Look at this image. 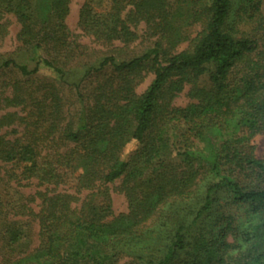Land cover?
<instances>
[{"label":"trees","instance_id":"obj_1","mask_svg":"<svg viewBox=\"0 0 264 264\" xmlns=\"http://www.w3.org/2000/svg\"><path fill=\"white\" fill-rule=\"evenodd\" d=\"M95 1L80 8L83 34L128 44L137 37L130 18L159 39L141 56L75 68L67 66L78 47L65 24L69 0H0V21L13 14L20 22L18 40L33 51L35 68L11 60L0 67L30 76L43 64L80 108L76 124L62 126L55 87L29 79L5 98L28 109L0 119V126L16 120L25 129L15 140L0 137V161L20 171L10 170L7 181L34 180L40 189L27 202L0 201V216L15 219L3 225L0 264H264V160L249 146L264 132V0H190L202 29L179 52L169 45L168 0H107L102 11ZM246 22L258 24L259 38L233 27ZM4 29L0 22V36ZM147 72L153 80L138 95ZM206 73L211 86L200 88ZM185 85L197 103L172 106ZM131 141L137 146L124 157ZM116 181L126 213L108 219L109 205H78L84 192ZM23 218L36 222L37 246L15 252L26 236L17 227Z\"/></svg>","mask_w":264,"mask_h":264},{"label":"rangeland","instance_id":"obj_2","mask_svg":"<svg viewBox=\"0 0 264 264\" xmlns=\"http://www.w3.org/2000/svg\"><path fill=\"white\" fill-rule=\"evenodd\" d=\"M85 0H69V13L66 17V27L69 32L70 40L77 41V49L75 56L69 62L71 67L78 68L81 65L91 64L99 61V59L106 56H114L118 61L129 60L134 57L141 56L148 49L152 48L154 43L159 39L158 31H153L147 28L145 22L140 21L137 24H132L130 18L131 6L126 4L124 11L122 12V18L130 26V29L137 35L136 39L128 44L121 42H102L94 40L92 37L83 34L81 28L78 25V15L81 6ZM126 1H124L125 4ZM170 22L173 24V32L170 37L169 45L172 46L174 52H179L188 49L191 45V40L201 31L202 22H195L192 18V9L190 0H168ZM108 7L107 0H96L94 2V8L97 11H102ZM236 20V19H235ZM4 24L5 29L0 36V65L2 62L11 60L18 64L26 65L29 71L35 68V62L33 61L34 53L29 48L22 46L21 41L18 40V33L21 29V24L13 14H7L3 20L0 21ZM233 27H236L242 34H252L259 38L262 31L259 30L258 24L255 22L237 23ZM168 44V43H167ZM166 44V48L168 45ZM37 72L30 76L23 75L15 67H0V119L5 114L17 113L20 116H24L28 109L22 107H9L6 105L5 98H9L13 94V88L16 83H22L29 79L28 84L50 85L55 87L61 97L62 108L64 110V119L61 124H76L78 118L79 106L76 101V97L72 91L63 85L57 77L54 71L43 64L37 67ZM101 79V78H99ZM96 78H92L85 82L88 87L94 86ZM153 80V74L147 72L143 79L138 80L137 85L134 88L136 94L143 93ZM27 84V85H28ZM200 88H210L209 74L206 73L202 76L198 82ZM26 88V86H25ZM34 89V87H32ZM191 85H185L183 90L178 93L172 100L171 104L174 107L186 108L191 104H196L197 101L190 97ZM25 132L24 125L18 123L16 120L11 125L0 126V137L5 139L15 140ZM59 146H62L61 142H58ZM137 144L134 141L128 143L124 148V157H126L131 151L136 148ZM249 146L252 148L253 154L257 159L264 160V132L255 135L251 140ZM10 170H14V173L18 176L20 174L19 168L12 166L11 164H4L0 161V201L7 204L17 205L21 202H27L29 196H32L37 189H40L36 185V181H22L21 185H17L14 182L7 181V176ZM70 177V176H68ZM121 181H116L113 184H108L99 190L94 192H84L80 196L81 203L88 204H102L109 205L110 213L108 219L124 214L127 212V201L124 195L119 191L121 187ZM68 184L74 186V181L68 178ZM37 203L31 206L37 212L39 207ZM6 214V213H5ZM251 213L247 218H252ZM9 220H15L7 215L0 216V257L4 253L3 249V225H6ZM17 220V219H16ZM252 220V219H250ZM255 220V219H253ZM19 221V220H18ZM257 221V220H255ZM17 227L22 230L26 236L16 245L15 252H29L37 246V224L31 219L23 218L21 223L17 224ZM129 261V260H128Z\"/></svg>","mask_w":264,"mask_h":264}]
</instances>
